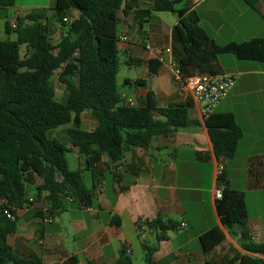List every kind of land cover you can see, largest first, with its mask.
<instances>
[{"label":"trees","instance_id":"1","mask_svg":"<svg viewBox=\"0 0 264 264\" xmlns=\"http://www.w3.org/2000/svg\"><path fill=\"white\" fill-rule=\"evenodd\" d=\"M183 2L56 0L53 17L51 10L36 9L18 16L16 29H12L11 22L6 23L8 37L0 39V200L3 201L0 205V264H44L40 258L20 256L8 244V236L16 232L20 220L16 211L33 204L28 197L31 187L37 198L47 193L45 200L50 208L41 212L42 216H54L58 209L64 208L67 199L82 209H89L93 206L96 185L86 186L85 171L95 180L96 176H103L96 169L100 163L109 167L118 165L127 150L148 149L154 137L197 125L188 116L193 106L191 100L158 108L153 93L149 92L138 105L123 103L117 83L121 66L120 11L125 17L134 11L130 28L140 32L155 12L175 14L173 57L186 77L217 74L214 63L224 55L264 63V39L217 44L200 26L197 12L189 6L177 8ZM243 2L257 10L259 0ZM15 5V0H0V14ZM73 11L79 13L77 18L72 16ZM58 26L62 34L56 43L54 34ZM13 33L15 40L10 38ZM154 63L150 62L152 74L160 66L155 63L154 68ZM55 78L66 88L65 103L56 100ZM135 83L144 85L145 81ZM86 110L92 111L98 124L93 132L82 128V115ZM205 125L216 158L233 159L243 137L234 115L214 113L205 120ZM62 127H68L64 137L52 139L50 135ZM68 145L78 151L83 169L70 170ZM219 178H224L223 172ZM36 179L42 183L36 185ZM6 210L14 214V219L4 214ZM217 210L223 227L233 236L236 231L240 234L241 247L248 253L235 255L221 264H264L254 256H264V243L251 241L243 196L225 185ZM113 224L121 222L118 219ZM146 227L155 242H142L144 263L155 264L154 255L160 243L167 240V232L179 227L176 222L161 218L147 222ZM224 240L225 235L219 228L211 229L200 238L205 253L213 251ZM77 263L74 256L59 264ZM115 264H133L127 247L121 249Z\"/></svg>","mask_w":264,"mask_h":264},{"label":"crops","instance_id":"2","mask_svg":"<svg viewBox=\"0 0 264 264\" xmlns=\"http://www.w3.org/2000/svg\"><path fill=\"white\" fill-rule=\"evenodd\" d=\"M15 1L13 9L17 14L11 22L20 16ZM54 1L56 5V0H50L48 5H28L26 9L53 11ZM213 1L184 0L178 9L189 6L197 12L200 26L205 31L207 27L214 31L215 36L210 40L217 44L264 39V0H259L256 11L245 3L244 7L235 5L243 0H217L215 7H206ZM231 9L234 14L228 22ZM78 15L77 11L72 12L74 18ZM133 17L134 11L127 17L122 11L118 13V34L126 33L128 37L127 43L118 46L123 61L120 58L117 83L121 85L123 69V83L129 88L124 95L120 93L123 103L129 105L128 101H131L132 106L138 105L149 92L153 93L158 108L191 100L193 106L188 110V116L197 125L176 129L167 136L154 137L148 149L127 150L118 165L109 167L100 163L96 169L103 176H96L95 180L90 172L85 171L86 186L92 188L96 185L93 206L89 209H82L67 199L64 208L58 209L54 216H42L41 212L50 208L45 200L47 193L41 198H37L36 194L28 195L34 202L16 211L20 219L18 228L8 236V244L20 256L40 258L44 264L63 263L74 256L77 257V264H115L123 247H127L129 255L133 253L136 238L141 246L143 241L150 244L155 242L154 235L148 229L142 235L138 232L137 223L143 221L146 225L157 218L176 222L179 228L167 232V240L160 243L154 255L155 264H221L235 255L248 254L241 247L240 234L236 231L237 234L233 236L223 227L215 193L216 190L223 191L225 185L236 193L242 192L234 187L236 175L242 177L249 191L264 192V63L240 61L232 55L221 56L214 63L218 73L236 76L228 97L214 113L233 114L243 132L235 157L231 160L217 159L202 118V105L184 94L180 84L174 80L172 31L177 22L171 28L153 15L140 32L137 28H130ZM252 23L255 27L250 29ZM55 31L58 43L62 29L58 26ZM240 31L250 32L244 36V40H239L235 35ZM147 44H150V50L146 49ZM167 48H171L172 55L165 53ZM151 61L160 64L155 74L151 73ZM155 63L154 68L157 66ZM132 69H135V73ZM137 80H144L145 84L137 85ZM66 100L67 96L65 101H57L65 103ZM97 125L92 111L86 110L82 115V128L93 132ZM67 128L57 129L50 137L63 138ZM68 147L72 148L71 145ZM74 150L78 156V169H83L82 159ZM108 160L106 157V162ZM220 164L224 166V183H219L217 170ZM119 166L123 169L118 170ZM57 178L60 179V176ZM41 183L40 179L35 180L36 185ZM30 190H34V187ZM243 199L246 207V197ZM2 203L0 200V205ZM256 203L253 202V205ZM66 212L72 214L69 222L72 232L69 229L64 231L58 224L57 219ZM46 218L52 221L45 223ZM118 219L121 224H113ZM213 228H219L225 240L210 253H205L200 238ZM248 230L253 243L263 244L264 214L248 218ZM254 256L264 262V256Z\"/></svg>","mask_w":264,"mask_h":264},{"label":"rangeland","instance_id":"3","mask_svg":"<svg viewBox=\"0 0 264 264\" xmlns=\"http://www.w3.org/2000/svg\"><path fill=\"white\" fill-rule=\"evenodd\" d=\"M49 1L50 0H17V6L19 7L18 13L20 14V16H24L25 14L32 11L31 9L30 10L26 9V6H28V5L35 6L36 4L48 5ZM216 1L217 0L211 2L210 4H207L206 7H209V6L215 7ZM243 3L244 2H238L237 1V3L235 5H240V6L244 7ZM53 4H54L53 6L55 7V1L53 2ZM179 7H180V5L177 6V8H179ZM16 14L17 13L14 9H10L6 13L0 14V39H6L8 37L6 32H5V25L7 22H11L13 19H15ZM233 14L234 13L231 9V11L228 14V22L230 21V18L233 16ZM51 15H52L51 17L54 16L53 11L51 12ZM153 15H155L156 17H158L159 19L164 21V23L171 28L177 22V16L175 14H172V13L155 12ZM15 22L16 21L14 20V23ZM254 27H255V25L253 23L249 26L250 29H252ZM227 28H229L228 25H227ZM206 31H207V34L209 35V38H213V35L215 36L214 31L212 29H210L209 27H207ZM249 32L250 31H242V32L240 31L238 35L236 33L235 37L238 38L239 40H244V36ZM10 38L12 40L15 39L14 33H13V35L10 36ZM57 38H58V35L54 36L55 40ZM24 54H25V49L23 48L22 49V55H24ZM231 57H233V56H231ZM120 58H121V61H123V56L120 55ZM132 71H133V73H135V69H132ZM123 73H124V70L122 69L121 76H120L121 85L118 86L119 92L122 95H124L125 93H127L129 91V88H127V86H125L123 83V79H122ZM55 83H56V89H57V100L65 101L66 96H67L66 88L57 82V78H55ZM60 131H59V133H60ZM74 151L75 150L73 148H71L70 152L67 154V158L69 161L70 168L72 170H77L78 169V156L76 155V153ZM225 181H226L225 177L223 179L219 178V183H224ZM234 187L237 188L238 190L242 191V192L239 191L238 194H240L243 197H246V200H247L246 213H247V217L249 219L255 215H263L264 214V205H263V203H264V192L253 193L252 191H249V189H247V187L243 183L242 177H238V175H236ZM30 194H36V191L30 190L28 192V195H30ZM255 201H257V203L255 205H253V202H255ZM61 217L62 218L57 219L59 227H61L64 231H66V229H69L72 232V227L69 224V222H71V220H72V214L66 212V213H63ZM130 257H131L133 264H145L144 263L145 253H144L143 248L141 246V242L137 238L135 240V243L133 244V253L130 254Z\"/></svg>","mask_w":264,"mask_h":264},{"label":"built area","instance_id":"4","mask_svg":"<svg viewBox=\"0 0 264 264\" xmlns=\"http://www.w3.org/2000/svg\"><path fill=\"white\" fill-rule=\"evenodd\" d=\"M141 1V0H138ZM65 21H68L67 19ZM12 29L17 28L16 22H11ZM128 41L126 33L118 35V46L125 44ZM146 49L150 50V44L146 45ZM165 53L172 55L171 48L165 49ZM172 69L174 80L181 86V90L188 97L193 98L196 102L202 105V118L208 119L214 112L220 103L226 99L233 88L236 80V76L228 73H217V74H196L186 77L182 74L180 67L172 61ZM128 104L132 106V102L128 101ZM123 167L119 166L118 170H122ZM224 170L223 164L218 166V174L221 175ZM223 191L216 190L215 197L217 200L221 199ZM30 203L34 202V199H29ZM4 214L9 219H14V214L10 210L4 211ZM52 219L46 218L45 223H50ZM139 233L142 235L147 231L145 222L138 221L137 223ZM264 260V258H263Z\"/></svg>","mask_w":264,"mask_h":264}]
</instances>
